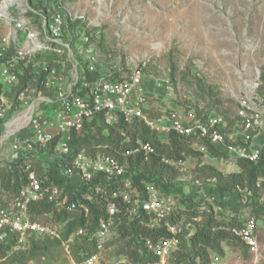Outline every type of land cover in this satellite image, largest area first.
Listing matches in <instances>:
<instances>
[{
  "label": "built area",
  "instance_id": "obj_1",
  "mask_svg": "<svg viewBox=\"0 0 264 264\" xmlns=\"http://www.w3.org/2000/svg\"><path fill=\"white\" fill-rule=\"evenodd\" d=\"M86 20L84 14L68 10L63 0H4L0 4V167L19 162L28 172V181L18 193L0 205V241L11 239L17 246L30 243L32 238L56 239L70 253L75 240H86L92 251L81 264H98L119 236V215L124 207L129 221L142 213L148 216L142 224L149 229L166 224L173 237L140 239L146 252L157 258L154 264H169L180 248L177 235L183 223L182 217L174 225L169 223L174 200L169 194L151 193V184H146L147 196H143L117 150L112 153L107 145H99L95 152L86 148L77 151L73 136L99 126L116 128L122 124L130 128L140 123L164 138L162 142L176 132L182 137L206 138L224 155L257 161L264 147V137L256 141L264 134L260 75L243 81L235 122L239 132L226 137L225 119L215 111L199 105L201 117L197 118L184 115L174 106L165 109L159 101L158 105L151 104L157 96L147 83L146 59L126 68L102 64L91 42L98 41L100 35L90 33ZM151 78L156 89L172 90L168 79ZM14 88L19 91L14 93ZM125 127L118 132L122 142H129ZM136 144L124 156L143 152L147 159L154 152L149 143L137 139ZM192 148L209 154L202 144L193 142ZM42 159L46 161L45 174L36 167ZM195 161L201 164L199 157L170 163L181 172ZM216 183L214 177L195 179L196 201L207 196ZM237 191L243 201L251 196L246 188L237 187ZM43 201L53 209L45 213L31 210L33 204ZM255 203L264 205V194ZM91 206L104 208L96 225L92 224ZM194 208L197 211L200 206ZM247 208L229 212L242 223V228L233 232L257 264L261 256L255 233L257 219L245 212ZM80 215L85 224L74 228L65 239L69 222ZM195 230L193 227L191 234ZM236 253L240 256L242 251ZM211 264L230 263L216 256Z\"/></svg>",
  "mask_w": 264,
  "mask_h": 264
},
{
  "label": "rangeland",
  "instance_id": "obj_2",
  "mask_svg": "<svg viewBox=\"0 0 264 264\" xmlns=\"http://www.w3.org/2000/svg\"><path fill=\"white\" fill-rule=\"evenodd\" d=\"M63 3L68 10L84 14L90 33L96 31L100 35L98 41L91 42L102 64L126 68L142 59L148 61L147 83L157 96L151 104L158 105L159 101L165 109L174 106L184 115L197 118L201 117L203 107L223 116L226 137L239 132L235 122L243 81L254 80L258 73L261 78L264 70V0H63ZM151 77L168 79L172 90L156 89ZM103 127L102 134L107 135L110 128ZM195 141L200 144L198 138ZM199 159L202 166L196 161L188 164L176 180L184 194H169L175 202L172 217H182L181 234L186 238L201 221L190 218L189 213L196 209L185 203V195L193 190L194 180L208 178L199 169L211 164L225 175L239 171L236 157L231 155L216 157L209 153ZM37 163L41 165L40 174H45L46 161ZM153 190L162 193L151 183V193ZM10 199L1 193L0 205ZM220 201L225 202L208 191L195 205L200 206L197 211L213 212L219 220L233 217L230 205H222ZM245 211L257 219L255 233L261 249L257 264H264V212L260 214L251 206ZM29 248L30 243L14 246L0 264H77L64 247L46 257L29 262L21 260ZM223 248L225 255L221 258L228 263L254 264L249 252L238 256L228 246ZM126 251L125 239L112 242L98 264H136ZM168 263L175 264V255Z\"/></svg>",
  "mask_w": 264,
  "mask_h": 264
},
{
  "label": "trees",
  "instance_id": "obj_3",
  "mask_svg": "<svg viewBox=\"0 0 264 264\" xmlns=\"http://www.w3.org/2000/svg\"><path fill=\"white\" fill-rule=\"evenodd\" d=\"M22 83L26 82V78L21 79ZM262 87L264 93V70L261 75ZM19 88H14L13 92L17 93ZM1 92V87H0ZM125 127L119 125L116 128H110L107 135H103V126L84 130L81 134L74 135L72 145L77 151L86 148L89 152H95L96 146L107 145L108 151L119 152L118 158L121 161H126L129 166V174L132 175V181L138 191L147 196L146 185L154 183L161 190L163 194H175L176 196L184 194L182 189L177 185L176 180L181 175L180 170L170 162L185 161L188 157H200L202 152L192 148V143L196 142L197 137H182L176 132L169 133L166 142H162L161 137L152 132L148 127L137 123L136 125L126 128L125 131L130 136L129 142H122L124 139L118 129ZM140 139L144 143H149L154 152L146 156L143 152L134 155H127L128 151L136 147V140ZM200 144L206 146L207 150L212 156H223L211 142L206 138H198ZM237 166L239 171L225 175L222 171L214 165L206 164L200 170L202 175L206 177H214L217 180L215 187H211L208 191L215 193L219 198L225 202L220 201L222 205H230L232 212L238 213L244 207L252 206L260 214L264 211V206L257 205L256 198L264 194V147L260 151L257 161H250L244 158H237ZM64 162H66L64 160ZM40 171V163H37ZM128 176V175H126ZM0 177L2 180L1 193L7 194L13 198L23 184L28 181V172L19 162L9 163L7 166L0 167ZM237 187L246 188L251 192V196L247 201L242 200V196L237 191ZM185 203L195 206L196 194L192 190L188 195H185ZM196 201V202H195ZM228 202L232 203L228 204ZM119 215L121 220L119 228V236L112 242L117 240H126L128 244L127 254L136 264H154L156 257L148 254L144 248L143 241L140 236L150 237L156 240L159 237H173L174 235L168 230L166 224L156 229H149L145 227L142 222L148 221L146 214L140 213L134 220L129 221L124 207ZM53 209V205L45 201L39 204H33L31 210L38 213L49 212ZM190 214V218H201L200 223L197 224L194 233L189 237L178 234L177 237L180 242V249L176 251L175 264H211L213 257L210 252L216 256L223 257V245L228 246L233 250H241L247 252L246 245L241 238L236 235L233 230L242 228V223L235 217L217 219L213 212L194 211ZM104 215V208L91 206V220L92 224L96 225L98 219ZM180 218H169V223L174 225ZM85 224V219L80 215L74 220H71L68 225V232L65 236L67 239L69 233L79 226ZM16 246L14 240L0 241V261L8 256L12 248ZM62 242L50 238H32L30 241V248L23 254L21 260L29 262L38 257H46L50 252L56 249H61ZM92 245L88 241L75 240L70 248L71 257L77 264H81L91 255Z\"/></svg>",
  "mask_w": 264,
  "mask_h": 264
},
{
  "label": "crops",
  "instance_id": "obj_4",
  "mask_svg": "<svg viewBox=\"0 0 264 264\" xmlns=\"http://www.w3.org/2000/svg\"><path fill=\"white\" fill-rule=\"evenodd\" d=\"M256 141H257V142L262 141V137L257 138ZM244 210H245V209H244ZM245 212H246V211H245Z\"/></svg>",
  "mask_w": 264,
  "mask_h": 264
}]
</instances>
